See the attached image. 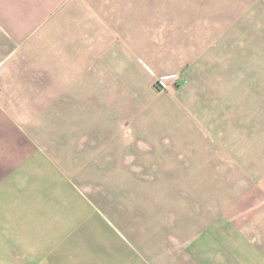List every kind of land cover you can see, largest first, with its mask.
<instances>
[{
	"label": "crops",
	"instance_id": "1",
	"mask_svg": "<svg viewBox=\"0 0 264 264\" xmlns=\"http://www.w3.org/2000/svg\"><path fill=\"white\" fill-rule=\"evenodd\" d=\"M92 1L0 0V264H264V163L222 199L218 185L189 199L182 171L179 199L156 200L126 167L124 142L113 166L105 140L91 141L92 45L75 18L91 16ZM219 141L212 160L235 161L240 144L253 161L251 141L228 137L227 151ZM196 155L201 176L209 158Z\"/></svg>",
	"mask_w": 264,
	"mask_h": 264
},
{
	"label": "rangeland",
	"instance_id": "2",
	"mask_svg": "<svg viewBox=\"0 0 264 264\" xmlns=\"http://www.w3.org/2000/svg\"><path fill=\"white\" fill-rule=\"evenodd\" d=\"M116 9L123 16H103ZM91 13L75 23L91 38L90 60L82 69L98 94L91 98L92 110L99 108L91 113L97 123L91 141L105 140L109 165L118 163L115 144L124 142L130 149L122 151L126 167L156 200L179 199L182 171L188 173L183 180L192 191L189 199L196 185L204 186L205 199L219 187L222 199L228 186L244 183L246 170L260 168L264 0H93ZM70 35L79 41L83 34ZM228 137L251 141L253 161L245 159L240 144L230 146L235 161L212 160L218 140L228 150ZM131 142L136 148L126 147ZM200 152L209 158L201 176L195 171ZM213 168L219 177L212 176ZM67 192L66 200L81 202ZM91 203L98 211V200L92 197ZM87 213L86 208L82 214Z\"/></svg>",
	"mask_w": 264,
	"mask_h": 264
},
{
	"label": "trees",
	"instance_id": "3",
	"mask_svg": "<svg viewBox=\"0 0 264 264\" xmlns=\"http://www.w3.org/2000/svg\"><path fill=\"white\" fill-rule=\"evenodd\" d=\"M180 85V83H176V86L178 87ZM159 86V85H158Z\"/></svg>",
	"mask_w": 264,
	"mask_h": 264
}]
</instances>
